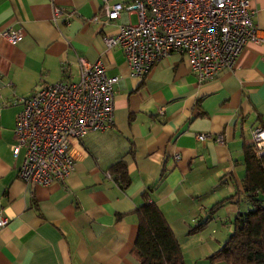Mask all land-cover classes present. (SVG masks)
<instances>
[{
    "label": "crops",
    "instance_id": "obj_1",
    "mask_svg": "<svg viewBox=\"0 0 264 264\" xmlns=\"http://www.w3.org/2000/svg\"><path fill=\"white\" fill-rule=\"evenodd\" d=\"M101 5L0 0V28L25 32L16 44L0 37V95L9 102L0 110V214L10 219L0 230V264H140L132 254L139 232L135 210L153 185L152 200L181 243L186 264H210L235 216L251 207L239 190L244 147L253 129L264 127V44H248L233 68L205 83L178 52L139 78L122 48H107L103 34L112 27L92 20ZM56 7L76 13L55 19ZM253 8L262 34L264 0ZM80 58L102 60L108 74L120 77L114 124L72 141L75 166L64 183L29 185L18 175L24 151L16 156L11 149L22 108L12 101L30 96L42 82L78 80ZM201 133L211 137L201 140ZM119 160L132 179L126 189L107 176ZM225 199L202 231L188 234Z\"/></svg>",
    "mask_w": 264,
    "mask_h": 264
},
{
    "label": "built area",
    "instance_id": "obj_2",
    "mask_svg": "<svg viewBox=\"0 0 264 264\" xmlns=\"http://www.w3.org/2000/svg\"><path fill=\"white\" fill-rule=\"evenodd\" d=\"M255 0H102L92 20L105 31L107 48L123 49L132 75L145 78L162 59L174 52L186 55L200 83L217 78L233 68L250 43L264 44V31L255 22ZM76 10L55 8V19ZM127 14V19L120 21ZM137 16L133 22L129 17ZM23 28H0V37L18 43ZM120 77L110 75L102 62L80 58V78L68 76L42 82L30 96L17 97L21 104L15 125L14 155L24 151L18 175L27 184L64 183L74 170L71 143L89 132L104 131L114 124L115 85ZM9 102L1 100L0 110ZM211 137L201 133L198 138ZM215 139L222 142L218 134ZM251 143L264 154V127L256 126ZM113 178L111 172H107ZM10 219L0 214V230Z\"/></svg>",
    "mask_w": 264,
    "mask_h": 264
},
{
    "label": "trees",
    "instance_id": "obj_3",
    "mask_svg": "<svg viewBox=\"0 0 264 264\" xmlns=\"http://www.w3.org/2000/svg\"><path fill=\"white\" fill-rule=\"evenodd\" d=\"M245 176L241 180L242 192L251 207L239 211L232 221L233 231L224 245L208 257L210 264L225 261L227 264H264V154H259L256 145L244 147ZM113 178L126 189L131 176L124 160L110 167ZM164 176V172L162 173ZM157 185L142 193V204L135 210L139 232L132 254L140 264H186L181 243L160 207L152 200ZM227 199L211 209V216L191 226L188 234L202 231L210 218ZM122 214H118L120 217Z\"/></svg>",
    "mask_w": 264,
    "mask_h": 264
},
{
    "label": "rangeland",
    "instance_id": "obj_4",
    "mask_svg": "<svg viewBox=\"0 0 264 264\" xmlns=\"http://www.w3.org/2000/svg\"><path fill=\"white\" fill-rule=\"evenodd\" d=\"M133 22H136L137 21V17L136 16H132V19H131Z\"/></svg>",
    "mask_w": 264,
    "mask_h": 264
}]
</instances>
